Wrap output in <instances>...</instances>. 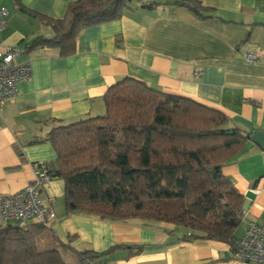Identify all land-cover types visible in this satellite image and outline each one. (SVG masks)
Returning a JSON list of instances; mask_svg holds the SVG:
<instances>
[{
  "label": "crops",
  "instance_id": "0c3cea01",
  "mask_svg": "<svg viewBox=\"0 0 264 264\" xmlns=\"http://www.w3.org/2000/svg\"><path fill=\"white\" fill-rule=\"evenodd\" d=\"M74 1L0 0L9 12L0 50L16 47L14 63L31 67L30 78L0 105V194L24 188L35 163L53 167L51 144L34 141L55 125L102 114L104 93L124 77L217 109L231 127L264 131V0H197L207 17L173 4L180 0H135L120 18L80 30L70 56L61 57L57 47L26 50L32 39L53 31L19 5L59 19ZM248 53L258 59L248 60ZM222 172L244 195L246 215L236 238L247 222L264 221V148L248 141ZM63 193L59 178L40 189L43 204L56 215L47 223L50 232L65 243L70 236V245L81 250L122 245L102 258L104 264H253L235 258L231 243L171 222L64 215Z\"/></svg>",
  "mask_w": 264,
  "mask_h": 264
},
{
  "label": "trees",
  "instance_id": "16d2710c",
  "mask_svg": "<svg viewBox=\"0 0 264 264\" xmlns=\"http://www.w3.org/2000/svg\"><path fill=\"white\" fill-rule=\"evenodd\" d=\"M133 1L77 0L59 19L19 5L53 31L52 37L32 39L26 50L57 47L61 57L70 56L80 30L120 18ZM173 4L209 16L197 0ZM103 101L102 114L55 125L34 141L50 143L56 154L54 166L45 165L52 179L64 182V215L171 222L233 245L244 195L222 167L251 141L250 132L229 126L217 109L132 77L110 85ZM71 240L60 241L42 222L1 221L0 264H104L102 258L123 248L81 250Z\"/></svg>",
  "mask_w": 264,
  "mask_h": 264
},
{
  "label": "built area",
  "instance_id": "2783aa9c",
  "mask_svg": "<svg viewBox=\"0 0 264 264\" xmlns=\"http://www.w3.org/2000/svg\"><path fill=\"white\" fill-rule=\"evenodd\" d=\"M9 12L0 6V33L6 25ZM18 49L9 46L0 50V105L17 93V84L30 78L31 67L28 62L14 63V56ZM247 59L257 60L254 53H248ZM32 180L22 189L10 193L0 194V221L11 223L42 222L47 224L55 218V212L43 204L40 189L52 180L43 162L34 164ZM246 210L241 208V219ZM233 255L235 258L253 264H264V221H249L243 234L233 240Z\"/></svg>",
  "mask_w": 264,
  "mask_h": 264
},
{
  "label": "water",
  "instance_id": "95a60500",
  "mask_svg": "<svg viewBox=\"0 0 264 264\" xmlns=\"http://www.w3.org/2000/svg\"><path fill=\"white\" fill-rule=\"evenodd\" d=\"M250 139L257 146L264 148V131H250Z\"/></svg>",
  "mask_w": 264,
  "mask_h": 264
},
{
  "label": "rangeland",
  "instance_id": "374dc122",
  "mask_svg": "<svg viewBox=\"0 0 264 264\" xmlns=\"http://www.w3.org/2000/svg\"><path fill=\"white\" fill-rule=\"evenodd\" d=\"M7 8H9V7H7ZM11 11V10H10ZM1 222V221H0ZM49 234L48 233H45V236H48ZM38 243L40 244V240L38 241ZM71 263H73V264H75L74 263V261L72 262V260H71Z\"/></svg>",
  "mask_w": 264,
  "mask_h": 264
}]
</instances>
